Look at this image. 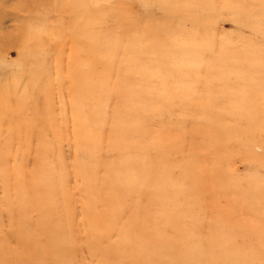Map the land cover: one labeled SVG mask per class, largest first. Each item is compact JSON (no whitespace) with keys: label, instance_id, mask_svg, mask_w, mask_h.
Wrapping results in <instances>:
<instances>
[{"label":"rangeland","instance_id":"rangeland-1","mask_svg":"<svg viewBox=\"0 0 264 264\" xmlns=\"http://www.w3.org/2000/svg\"><path fill=\"white\" fill-rule=\"evenodd\" d=\"M0 264H264V0H0Z\"/></svg>","mask_w":264,"mask_h":264}]
</instances>
